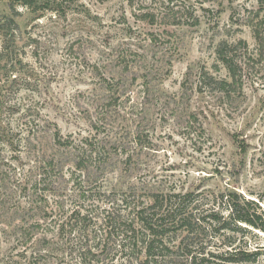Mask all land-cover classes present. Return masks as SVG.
I'll return each mask as SVG.
<instances>
[{
  "label": "rangeland",
  "instance_id": "1",
  "mask_svg": "<svg viewBox=\"0 0 264 264\" xmlns=\"http://www.w3.org/2000/svg\"><path fill=\"white\" fill-rule=\"evenodd\" d=\"M173 1L194 8L202 22L169 24L160 13L164 0H72L65 4L66 17L46 11L38 18L17 8V51L24 68L10 77L3 95L40 113L4 114L12 127L11 142L0 146V258L7 264H59L42 241L44 232L53 233L42 230L40 182L42 145L53 149L55 124L65 136H88L109 150L139 129L149 132L153 150L132 173H110V186L125 188L147 178L201 197L228 190L264 197V48L250 27L252 19L264 16V0H225L221 7L214 0ZM145 12L155 21L142 16ZM14 14L9 0H0V18ZM223 38H244L249 45L239 58L241 91L226 97L200 83L204 69L227 76L215 55ZM102 78L119 84L117 103L107 104ZM189 113L199 120L190 134L182 128ZM227 240L207 236L208 250L224 251ZM238 241L261 246L264 233L239 235ZM60 245L55 239L51 249L62 255ZM119 256L110 252L114 262Z\"/></svg>",
  "mask_w": 264,
  "mask_h": 264
},
{
  "label": "trees",
  "instance_id": "2",
  "mask_svg": "<svg viewBox=\"0 0 264 264\" xmlns=\"http://www.w3.org/2000/svg\"><path fill=\"white\" fill-rule=\"evenodd\" d=\"M70 1L9 0L15 14L0 18V146L7 145L12 139V127L5 121V113L14 116L22 112L27 116L38 110L22 100H7L3 95L10 77L16 78L18 69L24 68L17 51V33L21 31L17 8H25L38 18L46 11L66 17L68 6L65 4ZM214 1L221 7L225 0ZM173 2L164 0L160 12L169 24H188L189 19L193 20L190 25L202 22L194 8ZM143 15L149 21H155L153 13ZM250 27L257 46L263 49L264 16L252 19ZM248 47L244 38L220 39L215 47L216 61L225 67L227 76L219 78L204 69L200 83L225 97L233 91H241L240 59ZM124 63L129 69V64ZM100 84L109 92L107 104L117 103L121 96L119 84L106 78H102ZM128 85L130 80L124 82L123 87ZM198 121L195 113H189L183 130L189 134L194 132ZM43 126L47 123L42 124V129ZM54 127V147L49 150L42 145L40 163L42 230L47 229L53 234L44 232L42 241L59 264H263L264 245L249 248L248 243L241 244L238 237L264 233V197L251 199L233 190L201 197L194 191L166 189L147 178L125 188L110 186L107 180L110 173L119 170L132 173L139 168V159L153 150L149 132L139 129L130 139L119 140L116 147L109 150L104 145L99 147L93 138L81 134L77 138L73 133L65 136L58 125ZM94 128H98L97 124ZM33 135L37 139V134ZM201 198L208 201L200 203ZM209 235L212 239L226 236L225 250L209 251L210 242L206 241ZM87 238L93 243H83L82 240ZM55 239L61 242L58 252L62 255L51 249ZM113 250L120 254L117 262L110 258ZM1 263L7 264L5 258H0Z\"/></svg>",
  "mask_w": 264,
  "mask_h": 264
},
{
  "label": "water",
  "instance_id": "3",
  "mask_svg": "<svg viewBox=\"0 0 264 264\" xmlns=\"http://www.w3.org/2000/svg\"><path fill=\"white\" fill-rule=\"evenodd\" d=\"M251 199H254V198H251Z\"/></svg>",
  "mask_w": 264,
  "mask_h": 264
}]
</instances>
